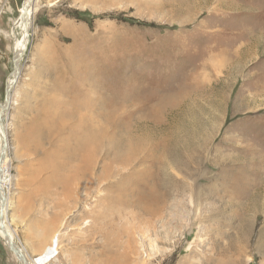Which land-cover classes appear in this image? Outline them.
I'll use <instances>...</instances> for the list:
<instances>
[{"label": "rangeland", "instance_id": "1", "mask_svg": "<svg viewBox=\"0 0 264 264\" xmlns=\"http://www.w3.org/2000/svg\"><path fill=\"white\" fill-rule=\"evenodd\" d=\"M23 2L0 0V105ZM33 9L0 115L11 200L59 260L264 264V0Z\"/></svg>", "mask_w": 264, "mask_h": 264}, {"label": "crops", "instance_id": "2", "mask_svg": "<svg viewBox=\"0 0 264 264\" xmlns=\"http://www.w3.org/2000/svg\"><path fill=\"white\" fill-rule=\"evenodd\" d=\"M10 196L8 200L9 205L7 207L8 212H6L8 213L6 214V223L8 225L9 232L12 233L13 238L23 248L27 258L31 259L34 262L36 260L33 259L40 256L42 253H44L45 255L49 254L47 252L45 253V251L52 244V228L50 227V225H46L44 223L38 211L36 212L32 208L28 209L25 205H20L18 203L20 197L16 198L15 202L13 203ZM59 259L60 258L58 254L57 260L63 263ZM0 264H18L11 251H9L3 245L1 240Z\"/></svg>", "mask_w": 264, "mask_h": 264}, {"label": "bare ground", "instance_id": "3", "mask_svg": "<svg viewBox=\"0 0 264 264\" xmlns=\"http://www.w3.org/2000/svg\"><path fill=\"white\" fill-rule=\"evenodd\" d=\"M35 1L36 0H24L23 4L21 5V7L19 9L18 17L16 18V20L14 22L15 26L20 27L21 32H22V37H21V39H14V47H13V50H14V53H13L14 68H13L12 78L9 80V83L7 85V89H8L7 100H5V102L0 105V114H4V112H6L8 110V107L10 104L9 100L12 97L10 95V91H12V89H13L12 87L15 84L17 76H18L20 58L26 52V45L28 43V36H29L28 31L30 29V21L32 18L33 10H34L33 8H34ZM14 78H15V80H14ZM5 128L3 127L2 117L0 115V154L2 155V157L0 158V174H1V178H0V189L1 190H0V193H1V196H3V197H5L4 193L6 192V189L8 186L7 177H10L9 176L10 175L9 174L10 161L6 155L7 154L6 149L8 147V139L6 137ZM7 204L9 205V201L6 202V207H8ZM7 210L8 209L2 211V213L4 214L2 222L5 226V230L9 232V228H8L7 223H6L7 222L6 214H8V213H6ZM9 234H10L11 238L13 239L12 233L9 232ZM6 244H7V246L9 245L8 243H6ZM14 255H15V257H17L16 253H14ZM17 259L20 262L19 257H17ZM29 263L30 264H37L35 261L33 262L32 260H30Z\"/></svg>", "mask_w": 264, "mask_h": 264}, {"label": "water", "instance_id": "4", "mask_svg": "<svg viewBox=\"0 0 264 264\" xmlns=\"http://www.w3.org/2000/svg\"><path fill=\"white\" fill-rule=\"evenodd\" d=\"M7 91H8V89H7V83H6L5 84V94H4V98L6 100H7ZM1 157H2V155L0 154V158ZM0 178H1V175H0ZM0 199H1L0 200V238L4 237V239L6 240V243L9 244L8 249L11 251V253H13V254L16 253V256L19 257V260L21 263L30 264L27 256L25 255L23 248L19 245L18 242H16L14 239H12L9 232L5 230V226L2 222L3 215H4L2 213V211H4L5 207H6V198L1 196Z\"/></svg>", "mask_w": 264, "mask_h": 264}, {"label": "built area", "instance_id": "5", "mask_svg": "<svg viewBox=\"0 0 264 264\" xmlns=\"http://www.w3.org/2000/svg\"><path fill=\"white\" fill-rule=\"evenodd\" d=\"M1 175V174H0ZM8 179V186L6 189V192L4 193V196L6 198V202H8L9 200V196L11 194V187H10V181H9V177H7ZM0 197H1V193H0ZM1 200V199H0ZM7 209V207H5V210ZM4 243V242H3ZM5 244V243H4ZM3 244V245H4ZM6 245V244H5ZM4 245V246H5ZM52 246L53 249H49V247L46 249L45 253H49V258L48 260H46L43 264H62L57 260L58 254H59V249H60V245H59V241L57 240L56 242H52ZM54 248H57V250H55ZM8 249V246H7ZM9 250V249H8ZM10 251V250H9ZM29 262L31 259H29ZM17 261V260H16ZM17 263L19 264V262L17 261ZM21 263V262H20Z\"/></svg>", "mask_w": 264, "mask_h": 264}]
</instances>
